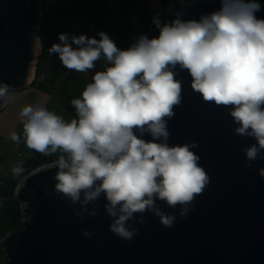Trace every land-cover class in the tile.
I'll return each mask as SVG.
<instances>
[{
  "label": "clouds",
  "instance_id": "9594fccd",
  "mask_svg": "<svg viewBox=\"0 0 264 264\" xmlns=\"http://www.w3.org/2000/svg\"><path fill=\"white\" fill-rule=\"evenodd\" d=\"M260 7L259 0H221L198 19L177 14L161 23L154 15L158 34L142 33L127 48L104 30L92 36L59 32L49 54L78 72L96 68L97 61L101 67L72 98L73 117L40 102L25 104L18 113L21 131H12L11 139L56 154L54 187L84 211L95 215L84 206L103 192L109 228L117 235L131 239L136 228L127 221L145 210L170 226L175 216L156 200L179 204V214L186 215L209 181L192 150L195 141L167 142L165 117L181 99L177 65L188 70L192 89L203 99L231 105L234 131L256 141L243 149L246 158L264 155V17L255 14ZM8 96V84L0 82V100ZM12 170L18 174L22 167ZM258 171L264 176V167Z\"/></svg>",
  "mask_w": 264,
  "mask_h": 264
},
{
  "label": "water",
  "instance_id": "95a60500",
  "mask_svg": "<svg viewBox=\"0 0 264 264\" xmlns=\"http://www.w3.org/2000/svg\"><path fill=\"white\" fill-rule=\"evenodd\" d=\"M220 2L176 0L156 15L161 23L177 14L198 19ZM259 3L255 14L264 17V0ZM39 18V0H0V82L8 84L9 94L29 84ZM152 26L157 35L153 20ZM173 71L181 82V99L165 117L167 142L195 141L197 163L209 177L187 214H179V204L171 207L157 199L175 216L173 223L165 226L150 210L136 212L127 221L136 231L126 239L109 228L103 192L84 206L95 209L92 215L55 189L53 162L25 175L16 187L23 218L2 240L0 264H264V176L258 171L264 155L249 161L243 149L256 141L234 131L231 105L203 99L192 89L186 68L177 65ZM143 137L152 139L148 132Z\"/></svg>",
  "mask_w": 264,
  "mask_h": 264
},
{
  "label": "crops",
  "instance_id": "0c3cea01",
  "mask_svg": "<svg viewBox=\"0 0 264 264\" xmlns=\"http://www.w3.org/2000/svg\"><path fill=\"white\" fill-rule=\"evenodd\" d=\"M176 0H121L119 5L108 8L103 0H41L40 18L37 28V56L32 66L28 85L9 94L0 108V262L4 259V237L14 232L22 221V210L16 198V187L22 178L36 168L55 162L56 154H45L28 148L21 140L19 156L13 161L11 132L21 131L18 115L25 104L40 102L61 114L65 119L75 115L71 104L73 97L80 94L96 68L87 73L76 74L65 67L56 54H49L48 48L58 41L59 32H73V24H80L79 34L96 35L98 30L106 31L118 47L127 48L137 36H154L153 16ZM94 25V30L89 29ZM36 70L46 72L45 79L31 82ZM21 166L18 174L14 166Z\"/></svg>",
  "mask_w": 264,
  "mask_h": 264
},
{
  "label": "built area",
  "instance_id": "2783aa9c",
  "mask_svg": "<svg viewBox=\"0 0 264 264\" xmlns=\"http://www.w3.org/2000/svg\"><path fill=\"white\" fill-rule=\"evenodd\" d=\"M120 1L121 0H103V3L108 8H114V7H116V6L119 5ZM40 3H41V0H39V7L41 6ZM79 27H80L79 22L78 21L74 22V24H73V32L76 33V34H79ZM94 28L95 27H94L93 24H89V29L90 30L93 31ZM73 71L76 74H79L78 71H76V70H73ZM45 76H46V72H44L43 70H36L35 73H34V75H33V77H32L31 82L36 83L37 81H42V80L45 79ZM21 140L14 141V140L11 139V145H12V149H13L12 158H13V161L14 162H16V157L19 156V154H20V152L18 150V147H19V144H20Z\"/></svg>",
  "mask_w": 264,
  "mask_h": 264
}]
</instances>
